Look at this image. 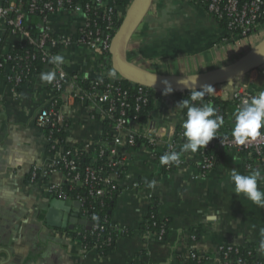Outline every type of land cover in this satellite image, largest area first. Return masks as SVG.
<instances>
[{
    "label": "crops",
    "instance_id": "crops-1",
    "mask_svg": "<svg viewBox=\"0 0 264 264\" xmlns=\"http://www.w3.org/2000/svg\"><path fill=\"white\" fill-rule=\"evenodd\" d=\"M132 1L125 0L120 7L123 15ZM27 23L35 32L43 29L36 16L30 15ZM51 23L56 33L75 36L86 26L87 18L79 11L61 12L52 16ZM263 39L264 21L249 36L242 37L222 26L203 0H153L130 38L127 57L133 65L154 73L194 75L237 62ZM58 54L64 57L60 66L69 76L95 79L115 71L111 54L98 43L72 46ZM263 67L234 83L264 91ZM47 72L56 74L57 68L45 65L41 73L19 87L9 84L0 72V264H190L192 253L206 264H218L220 246L251 242L264 260V252L258 250L264 207L236 194L229 179L233 170L244 174L251 171L246 168L244 155L212 148L217 159L208 173L201 170L202 147L195 153L182 152V163L173 169L160 162L170 140L176 138L179 149L185 142L178 132L185 109L175 108L188 99L184 92L165 94V90H156L147 117L131 120L121 134V142L110 128L112 123L107 124L106 113L88 100L66 95L62 108L69 122L65 146L91 153L100 144H109L123 161L120 176L112 177L120 188L112 223L132 233L120 236L116 248L102 255L96 247L87 249L82 238L73 237L69 228L49 225L47 214L52 200L59 197L47 187L68 181L63 172L55 171L49 174L47 183L44 178L30 183L34 167L46 170L57 159L48 152V135L37 121L41 110L57 96L51 82L41 78ZM253 73L259 75L254 77ZM219 85L214 86L215 92ZM71 90L66 86L67 92ZM235 111L233 106L227 110L230 129ZM106 130L112 132L110 141L103 140ZM130 132L137 136L135 145L127 142ZM151 139L155 140L152 144ZM254 169H260L264 176V167ZM146 181H155V186L148 187ZM258 187L264 188V181L258 182ZM59 199L67 201L72 211L80 212L74 206L77 200ZM154 205L160 219L168 221L169 233L164 240L142 228ZM80 218H84L81 213ZM83 226L77 223L74 229Z\"/></svg>",
    "mask_w": 264,
    "mask_h": 264
},
{
    "label": "built area",
    "instance_id": "built-area-1",
    "mask_svg": "<svg viewBox=\"0 0 264 264\" xmlns=\"http://www.w3.org/2000/svg\"><path fill=\"white\" fill-rule=\"evenodd\" d=\"M203 1L208 11L226 24L227 30L242 37L249 36L264 18V0ZM69 11L82 12L87 18L86 26L80 28L75 36L56 33L52 28V16ZM30 15L36 16L42 21L43 29L40 32H35L29 27L27 18ZM124 16L125 14L121 13L120 8L114 4V0H0V42L4 41V47L0 50V72L4 74L7 82L17 87L29 82L35 60L43 62L44 67L45 65H52L57 68V73L52 80V87L57 96L41 110L37 120L44 129L48 126L53 127L48 134V147L53 151L51 155L56 156L57 159L46 170L34 167L30 174V183H37L41 178H44L47 183V177L51 172L60 171L64 173L72 186H89L91 188L90 194L96 197L105 193V186L113 182L112 177L120 176L123 161L116 156L114 146L108 144L106 147L102 146L100 150L101 154L107 150L110 153V161L106 170L90 167L87 168L86 172L81 171L78 160L79 155L84 151L66 147L65 141L54 135V127L60 128L66 125L67 120L62 108L66 104L65 97L67 95L69 99L88 100L97 109L100 108V111L106 113L107 119L112 122L110 128L115 134L117 133L118 142H121V134L125 132L131 120H139L136 117L138 113L132 118L127 116L129 109L134 107L139 111L143 104L149 102V88L144 85H136L135 104L133 105L128 99V90L120 83L121 77L114 71L110 75L104 74L108 78L107 82L100 79L102 76L97 77L98 80L93 83L91 90L87 91L77 83V75L69 76L62 66L51 63L50 57L65 48L95 43L100 44L103 50L110 54L113 38L120 27L117 26V21ZM11 38L14 40H10ZM228 84H232V86H228ZM101 85H103V89ZM222 85H219L217 92L206 95V97L210 99L218 97L227 101L235 109L241 105L244 99H250L259 93L234 82L224 83L227 88L222 87ZM66 86H70L72 90L67 92ZM217 135L219 137H214L206 147L201 149V170L203 173H208L214 169L217 157L215 151L211 150L217 146L221 150H233L244 155L248 170L264 167V135L244 145L236 144L232 135L225 136L220 132H217ZM180 136L183 137V134ZM127 142L135 145L137 136L130 132L127 135ZM154 142V139L150 140L151 144ZM166 150L168 153H177L179 150L178 140L176 138L170 140L166 144ZM181 163V156L179 155L177 165L179 166ZM118 166H120L119 169H117ZM167 167L170 168V164ZM64 184L51 183L47 188L59 198L74 200L64 189ZM75 200L81 203L80 213L82 216L92 221V228L104 230L105 225L95 222L96 213L84 206L85 197L78 195ZM153 218H155V214H151L149 219ZM152 225H156V221L147 223L145 232L154 233L158 239L164 240L165 224H162L159 233L153 232ZM110 227L124 230V228L113 224L112 221ZM226 246L229 247L227 250H225ZM233 246L243 245L224 244L220 246L217 252L218 264L233 262L228 259ZM205 261L197 258L195 253L190 256V264H206Z\"/></svg>",
    "mask_w": 264,
    "mask_h": 264
},
{
    "label": "trees",
    "instance_id": "trees-1",
    "mask_svg": "<svg viewBox=\"0 0 264 264\" xmlns=\"http://www.w3.org/2000/svg\"><path fill=\"white\" fill-rule=\"evenodd\" d=\"M114 4L120 8L125 5V0H114ZM123 21V17L117 21V26H120ZM261 21H264V18L261 19ZM222 26L226 27L225 23L221 21ZM4 47V41L0 42V50ZM110 55V54H109ZM44 68V63L35 60L32 66V72H31V79L41 73ZM100 79H103L104 82H107L108 78L107 76H102ZM98 79H86L84 77L78 76L77 78V83L84 87L87 91H90L92 88V85L94 82H96ZM120 83L123 85L125 89L128 90L129 92V97L128 99L130 102L134 105L135 104V87L136 84L126 80V79H119ZM51 86H52V81H51ZM101 88L103 89V85H101ZM150 90V99L147 104H143L140 108L139 111H137L134 107L129 109L127 116L133 117L138 113L136 116L139 120L144 119L147 117L149 111L153 107L154 103V93L156 89L149 88ZM188 99L190 96V91H185L184 92ZM204 103H212L214 108L217 110V114L223 116L224 118V125L218 130L221 134L225 136H230L231 135V129H230V124L226 121L227 118V110L229 108V104L227 101H223L222 99L215 97L213 99H210L208 97H204L203 99ZM196 103H200L199 101ZM187 109L184 110V114H186ZM186 118V115H185ZM112 123L110 120L107 122L109 125ZM69 126V122H66L65 127L61 126L60 128L58 126L54 127V135L60 137L63 141H65L66 137V127ZM52 126H48L45 128V131L47 135L49 134V131L52 129ZM178 132L179 134H183L184 129L182 126L178 127ZM112 138V132L110 130H106L105 133L103 134V140L104 141H110ZM183 140L185 141L186 138L183 137ZM138 141V140H137ZM102 145L100 144L99 146L96 147L94 152H82L79 155V166L81 171L87 170V168H95V169H102L106 170L108 167V162L110 161V153L108 150L104 153L101 154V148ZM179 149L177 153L181 156L182 152ZM48 152L50 154L53 153L50 148L48 149ZM178 163H170V168L168 169H173L175 168ZM120 166L117 167L119 169ZM102 186V185H100ZM99 187V186H98ZM64 189L73 197L75 198L80 195L85 197V202L84 206L91 210L92 212L96 213L97 217L95 222L101 225H105L104 230L102 229H97L94 230L92 226L90 228H86L85 226L83 227H78L76 229H68L69 233L73 237L80 236L85 244V247L87 249L96 247L99 252L102 255H108L112 250H114L117 246V239L122 236V235H130L132 232L128 228H124V230L121 229H112L110 227V222L112 221V210L116 205V200L117 196L120 192V188L117 183L111 182L108 186H105V193L102 195H97L96 197H93V195L90 194V187L89 186H72L70 182H67L64 184ZM151 214H155V218L149 219ZM82 215V214H81ZM156 221V225H152L151 229L153 232L159 233L160 227H162V224H165V235L164 238L167 237L169 233V226H168V221H163L160 219L159 216V209L157 205H154L150 208V215L149 217H146V219L142 223V228H145L147 223H151ZM229 247L226 246L225 250H227ZM233 262L230 264H238L239 261L241 263L239 264H264V260L261 259L258 255L257 247L254 243H249L247 245L243 246H233L232 249L230 250V255L229 258Z\"/></svg>",
    "mask_w": 264,
    "mask_h": 264
},
{
    "label": "clouds",
    "instance_id": "clouds-1",
    "mask_svg": "<svg viewBox=\"0 0 264 264\" xmlns=\"http://www.w3.org/2000/svg\"><path fill=\"white\" fill-rule=\"evenodd\" d=\"M50 62L59 66L64 62V57L56 54L50 57ZM54 72L42 73V80L51 82L54 78ZM197 82V76L188 77L182 81L183 84L190 87L189 99H184L176 105V109L186 111V118L182 120L183 136L186 138L181 146V152L191 151L195 153L201 147H206L208 143L217 135L218 130L224 125V118L217 114V110L212 103H204L206 95L213 94L216 89L212 85H203L201 90H197L194 85ZM168 87L165 94L172 92ZM200 103H196V102ZM264 91L252 96L250 99H244L241 105L234 113V126L231 129V135L234 142L244 145L249 141H255L264 135ZM163 165L170 163H179V154L176 152H166L160 158ZM230 182L234 184V192L238 195L243 194L254 204L264 207V188L258 187V182L264 181L260 169H254L247 174L233 170L230 174ZM148 187H154L155 181L147 182ZM262 239L259 242V251L264 252V229H261Z\"/></svg>",
    "mask_w": 264,
    "mask_h": 264
},
{
    "label": "water",
    "instance_id": "water-1",
    "mask_svg": "<svg viewBox=\"0 0 264 264\" xmlns=\"http://www.w3.org/2000/svg\"><path fill=\"white\" fill-rule=\"evenodd\" d=\"M153 0H133L123 21L116 32L111 45V60L114 70L122 78L136 85H144L156 90H165L168 87L172 92L190 91V87L182 83L188 77L197 76L194 87L201 90L203 85H212L234 82L253 70L264 66V39L251 52L237 62L205 73L194 75H163L133 65L127 57V49L131 36L139 26ZM74 206L80 209L81 203L76 201ZM48 224L59 228L74 229L75 225H87L90 228L92 221L80 218V212L72 211V206L65 200L54 198L47 214Z\"/></svg>",
    "mask_w": 264,
    "mask_h": 264
},
{
    "label": "rangeland",
    "instance_id": "rangeland-1",
    "mask_svg": "<svg viewBox=\"0 0 264 264\" xmlns=\"http://www.w3.org/2000/svg\"><path fill=\"white\" fill-rule=\"evenodd\" d=\"M263 69H264V67H263ZM256 72V71H255ZM260 72H262L261 70H257V72L256 73H260ZM256 73H253V76L254 77H256L257 75H259V74H256ZM241 83H244V82H241ZM228 86H232V84H228Z\"/></svg>",
    "mask_w": 264,
    "mask_h": 264
}]
</instances>
